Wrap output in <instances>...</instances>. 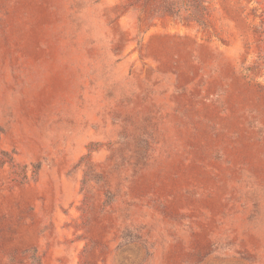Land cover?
<instances>
[{"label":"rangeland","instance_id":"1","mask_svg":"<svg viewBox=\"0 0 264 264\" xmlns=\"http://www.w3.org/2000/svg\"><path fill=\"white\" fill-rule=\"evenodd\" d=\"M0 264H264V0H0Z\"/></svg>","mask_w":264,"mask_h":264}]
</instances>
